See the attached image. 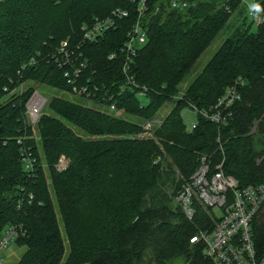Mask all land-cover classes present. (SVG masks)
<instances>
[{
	"label": "trees",
	"instance_id": "1",
	"mask_svg": "<svg viewBox=\"0 0 264 264\" xmlns=\"http://www.w3.org/2000/svg\"><path fill=\"white\" fill-rule=\"evenodd\" d=\"M246 5L245 0H187L181 8L166 0H0V237L14 230L10 243L22 252L13 264H211L199 244L188 242L211 225L207 212L195 204L187 219L174 195L201 156L210 170L222 161L223 173L239 186L264 183V23L254 25L247 15L248 9L264 14V0ZM115 10L125 16L81 44L86 67L77 82L90 78L99 101L111 96L104 104L114 102L124 117L107 113L94 99L53 93L33 131L28 129L22 112L33 88L69 90L60 70L43 56L63 39L79 41L82 24ZM135 21L144 42L127 74L143 87L142 97L132 85L119 89L125 80L120 48ZM215 37V50L194 68ZM112 52L114 58L107 59ZM27 81L34 86L3 98ZM236 81L239 99L229 106L223 126L196 115L195 127L185 130L184 111L211 106ZM166 105L168 113L159 117ZM145 124L150 135L135 137ZM24 149L30 170L20 158ZM61 158L66 163L58 171ZM166 159L175 171L163 164ZM250 228L255 250L264 252V211Z\"/></svg>",
	"mask_w": 264,
	"mask_h": 264
},
{
	"label": "built area",
	"instance_id": "2",
	"mask_svg": "<svg viewBox=\"0 0 264 264\" xmlns=\"http://www.w3.org/2000/svg\"><path fill=\"white\" fill-rule=\"evenodd\" d=\"M166 1L172 8L187 5V0ZM141 9L140 2L139 10ZM247 15L254 25L264 23V14L248 9ZM121 16H125V11L115 10L108 17H95L90 23L80 26L79 41L71 42L63 39L52 53L43 56L47 63L55 65L60 70L61 77L69 87V90H65L69 95L81 96L88 101L95 100L98 104L107 106L106 112L115 116L121 115L122 110L115 108L114 102L104 104V101H109L111 96H102L99 101L96 95L97 86L90 78H84L81 84L77 81L86 67V60L80 49L81 44L92 41L105 30L114 27V20ZM143 42L144 34L141 25L135 21L126 33L120 48L124 54L121 73L125 76V80L119 89L123 90L128 88V85H132L135 89L138 88L136 95L139 97L143 95V87L134 84L132 77L127 73L135 49ZM114 56L115 53H109L107 59H113ZM34 62L35 60L30 58L27 63ZM238 83L240 81H236L233 86L227 88L211 106L201 110L191 108L188 111L194 116H201L214 123L217 127L223 126L230 116L229 106L239 99L235 89ZM20 86L18 87L21 92ZM2 90L6 91L5 88ZM34 105L35 108H33ZM45 105L46 98L33 88L23 104L22 117L28 126L37 122ZM195 123L194 119L185 125V130L188 132L192 130ZM22 161L25 169L32 168V161L29 158L23 156ZM65 163L64 159H59L55 169L61 171ZM28 198H31V195H28ZM174 201L187 219L193 216L195 204L207 212L211 225L206 230H198L197 234L191 235L188 242L191 245L199 243L203 256L212 264H264V252L259 253L255 250L250 228L253 217L264 208V183L239 186L232 175L223 173L222 161L213 165V170H210L206 157L201 156L197 168L187 180L180 184L174 195ZM15 236L13 229L4 230L0 237V252L13 241Z\"/></svg>",
	"mask_w": 264,
	"mask_h": 264
},
{
	"label": "rangeland",
	"instance_id": "3",
	"mask_svg": "<svg viewBox=\"0 0 264 264\" xmlns=\"http://www.w3.org/2000/svg\"><path fill=\"white\" fill-rule=\"evenodd\" d=\"M245 2H246V6H248V7H251V4H252V0H245ZM218 38L217 37H215L214 39H213V41L210 43V45L206 48V50L199 56V58H198V60H197V63H196V65H195V67L194 68H198L199 66H201L206 60H207V58L212 54V52L215 50V47L217 46L216 44L218 43V40H217ZM27 85H31V86H34V84H32L31 83V81H27V82H24V83H22L21 84V87H25V86H27ZM37 86V85H36ZM23 88H21V90H22ZM25 89V88H24ZM17 91V92H16ZM37 91L38 92H40L45 98H46V104H47V101L49 100V98L51 97V95H53V93H56L57 94V96L59 95V96H61V97H63V95H64V98H70L71 97V95H69L65 90H61L60 92H56V90L55 89H52V88H50V87H47L46 85H43V84H41L40 85V87H38V89H37ZM23 92V91H22ZM18 93H20V91H19V87H17V88H15V89H13L11 92H9L5 97H3V98H11V97H13V96H15V95H18ZM68 96V97H67ZM141 103H145V101H143L142 99H140L139 100ZM36 106L34 105L33 106V108H35ZM45 107V106H44ZM168 108H170L168 105H166L165 107H162V108H160V110H158L157 112V114H158V116L160 117V116H163L164 114H167L168 113ZM44 110V109H43ZM22 115H23V112H22ZM118 117H120V118H122V117H124V115L123 114H121V116H118ZM195 118H194V115L190 112V111H184L183 113H182V120H183V122H184V124L185 125H188L191 121H193ZM156 123L157 124H159L160 123V121H156ZM34 126H35V124H33V125H31V126H26L28 129H30L31 131H33V128H34ZM149 128H150V124H145V125H143V128H142V133H140V134H136L135 135V137H147V136H149L150 134H149V132H148V130H149ZM30 131V132H31ZM17 143H18V140H15ZM23 152V151H22ZM24 152H25V158L26 157H28L29 156V152H28V150H25L24 149ZM20 158H23V157H20ZM159 159V158H158ZM158 159H156V161L158 160ZM65 161H66V159H64ZM163 164H166L170 169H172V170H174L175 171V169H174V167L172 166V162L169 160V159H166L165 161H164V163ZM63 167H65V165L63 166ZM63 170V169H62ZM170 178V180H172L173 179V177H169ZM174 180H175V178H174ZM48 178L46 179V185H48ZM175 183V182H174ZM169 192L170 193V195H171V187L169 188L168 187V185H166L165 186V192ZM172 196H173V194H172ZM262 211H264V208L260 211V212H258V213H262ZM257 213V214H258ZM256 214V215H257ZM255 215V216H256ZM195 234H197V233H195ZM194 235V234H193ZM196 244H199V243H196ZM200 245V244H199ZM21 252H22V248L21 247H19V246H16L14 243H9L1 252H0V262H1V264H13L17 259H18V257L20 256V254H21ZM210 262V261H209ZM211 263V262H210ZM212 264V263H211Z\"/></svg>",
	"mask_w": 264,
	"mask_h": 264
}]
</instances>
